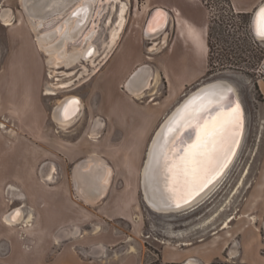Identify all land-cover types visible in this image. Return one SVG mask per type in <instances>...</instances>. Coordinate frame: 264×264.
Segmentation results:
<instances>
[{
	"label": "rangeland",
	"instance_id": "1",
	"mask_svg": "<svg viewBox=\"0 0 264 264\" xmlns=\"http://www.w3.org/2000/svg\"><path fill=\"white\" fill-rule=\"evenodd\" d=\"M241 1L258 3V0ZM157 4L166 5L171 12V22L177 17L186 18L193 28L202 32L205 40L207 31L210 35L207 53L201 52L189 37L193 28L190 31L186 28L183 34L176 26L179 37L163 44H154L150 39L148 43L142 29L148 12ZM108 6L105 4L99 10L97 32L92 38L96 60L56 66L47 63L45 53L35 41V31L20 0H0V71L11 60L20 68L19 119L11 112V103H16L12 95L0 97V213L4 209L21 207L23 202L29 204L28 199H15V195L39 197L51 190L76 199L73 181L77 163H83L94 151L112 164L113 170L111 183L102 196H98V182L80 185L88 192L91 211L95 212L104 204L106 215L96 211L87 222L81 223L82 226L74 225L73 230L79 228L77 234L72 233V239L77 237L85 242L84 245L72 240L78 255L95 259L99 264H114L131 255L143 264H161L160 249L164 245L182 249L188 247L184 243L189 241L198 244L200 237L208 240L215 236V246L221 248L230 239L227 231L238 238L239 230L245 227L258 237L264 252V40L256 38L251 31L252 12L241 16L233 11L230 0H120L114 7L111 3L110 8ZM68 11L46 19L37 31L54 29ZM103 11L106 12L101 17ZM2 17L11 19L12 23L6 25ZM119 21V35L108 47L110 31ZM128 38L132 55L119 60L118 48ZM80 39L70 40L69 49H75ZM167 42L173 50L164 46ZM107 56L100 70L92 75ZM140 64L151 67L154 79L145 94L137 98L126 90L125 81ZM206 71L203 83L226 79L237 91L245 110L242 141L225 177L198 208L155 212L146 205L140 186L149 142L164 116L198 86L200 79L197 77ZM46 86L57 94H45ZM174 88L178 92H172ZM70 93L82 98L84 108L73 124L60 130L53 121V110L58 100ZM141 117L147 121H142ZM96 119L103 124L95 128L96 131L90 130V124L94 126ZM91 132L97 137L90 138ZM47 160L56 163H50L48 171L43 167ZM18 173L20 184H16L18 180L15 179ZM40 178L50 182L47 185L57 187L49 189ZM11 185L16 189H11ZM22 192L26 195L20 194ZM29 214L32 223L31 211L25 218ZM232 215L235 218L229 222L230 226L221 229L223 222ZM253 215L257 217L255 223L250 219ZM95 224L100 226L98 232L93 230ZM214 230H217L215 235L212 234ZM4 231L0 221V243L5 240ZM63 239L62 236L61 241ZM99 242L106 243L107 249L102 246L103 256L88 255ZM131 247H135V252H131ZM112 256L113 259H106ZM225 256L224 251L213 263L221 264Z\"/></svg>",
	"mask_w": 264,
	"mask_h": 264
},
{
	"label": "crops",
	"instance_id": "2",
	"mask_svg": "<svg viewBox=\"0 0 264 264\" xmlns=\"http://www.w3.org/2000/svg\"><path fill=\"white\" fill-rule=\"evenodd\" d=\"M232 2H233V7L236 11H244L249 13L253 11L255 6L264 2V0L261 1L258 0L257 5L255 3L245 4L241 0H232ZM164 7L168 9L166 6ZM173 25L179 26L180 32L185 31L186 28L189 31L192 30L193 28L190 25V22L184 17H177L176 20H173ZM192 31L193 32L189 35V37L193 39L194 42H196L197 48L201 52L207 53L206 50L207 44H206V40L201 35L202 32L199 29H195V28H193ZM144 35H145V30H144ZM179 35L180 34L177 31L176 37H179ZM183 37H185V35H183ZM125 40L126 41H124L118 48V50L120 51L119 60L132 55V46H131L132 44L130 43V39L128 38ZM108 56L106 58L104 57L105 58L104 63L107 61ZM102 66L103 64L100 65L92 73V75L95 74L98 70H100ZM173 91L178 92L175 88L174 90H172V92ZM10 95H12V97L16 100L15 101L16 103H11L12 104L11 112L15 114L17 119H19L20 68L18 64H14L13 60H11V63H7V65H4L2 67V70L0 71V97L4 99L10 97ZM99 119L95 120L96 122H94V126L92 123L90 124L89 126L90 130L93 129L94 131H96L97 129L95 128H99L103 124ZM141 120L147 121V118L141 117ZM82 152L83 150L81 152H76V154H74L73 157ZM94 153L97 154L94 151L91 154ZM50 163L56 164L52 160H47L45 161V163H43V167H45L47 171L51 166ZM107 163L111 167V170H113L112 164H110L109 162ZM78 164L79 163H77V165ZM47 171H45L43 174H45ZM56 173H55V177H56ZM15 179L18 180V183L16 184H20L19 173L16 174ZM39 180L44 185L48 186L49 189H53L57 187V185H51V186L47 185L50 182H43L41 178ZM97 180L98 177L95 176L92 177V179L87 183L82 182L81 184L92 185V183L98 182ZM54 181L55 179L52 182ZM83 191L85 192V193L83 192L84 196L88 198L89 197L88 192H86L85 190ZM20 194L26 195L24 192ZM101 194L102 195L104 194V190L99 192L98 196H100ZM28 196L27 195L26 197L24 196L19 197L16 195L14 196L15 199L24 200V198H26L29 200V204L23 202L21 204V207H14V208H19L22 212V219L19 222L20 224L17 223L18 225L15 224L16 226L9 227L11 225H6L1 220V216L5 211H6V215H8V214H12L14 209L11 208L4 209L0 213V221L5 227V231L3 232L5 240L0 243V264H99V262L95 259H86L85 257L78 255V253L74 250L75 247L72 242L78 240L80 241L81 244H84L85 242L84 241L82 242L81 238L78 239L77 237L72 239L71 235L72 233L75 234V231L73 230L74 225L82 226L81 223L87 222L91 218L92 216L91 214H94L96 211L102 213L103 215H106V213L104 212V208H105L104 204L99 205L94 212L91 211L89 207L90 204H88L91 200L85 201L83 198H79L78 195L76 199H74L70 195L68 196L65 195L64 193L53 192L51 190H48V192L41 193L39 197L34 194ZM92 198H96V197H91V199ZM36 202H39L37 206H35ZM30 211L33 214V220L32 223H30L32 216L29 214L27 216V218L30 219L29 221H27L29 224H25L26 225L25 226L22 224V222L26 221L27 218H25V216ZM125 217L126 219H129L127 213ZM65 229H68L69 232L67 233L68 235L64 237L63 241H61L62 240L61 234L64 233ZM93 230L94 232H98L100 230V226L95 224ZM20 234L22 235L24 234L25 237H21ZM81 234L82 231L80 232L79 235ZM240 235L241 236H240L239 249L236 251L231 250L230 254L228 255L229 257L228 258L225 257V260H223L221 264H264V253L262 252V244L259 241L258 237L257 236L251 237L250 233L243 231L240 233ZM58 236L59 238H61L59 241L57 240ZM215 243H216V239L214 236L208 240L204 239L200 241V243L198 244L195 245L191 244L188 247L182 249L181 248L173 249L164 245L160 249V256H161L160 262L161 264H181L184 263L186 260L193 259L194 261L197 262V264H212L213 260L221 257L225 247L224 245L221 248H217L215 246L216 245ZM95 245H100V246L102 245L104 246L105 249H107L105 242H99L94 244V246ZM175 247L176 246H174V248ZM134 252H135V247H134ZM104 258L105 257H102L101 261H104ZM113 258L114 257L112 256L111 258L107 257L106 259H113ZM194 258H196V260ZM115 263L143 264L142 260L138 262L135 255H131L119 259L117 262H114V264Z\"/></svg>",
	"mask_w": 264,
	"mask_h": 264
},
{
	"label": "bare ground",
	"instance_id": "3",
	"mask_svg": "<svg viewBox=\"0 0 264 264\" xmlns=\"http://www.w3.org/2000/svg\"><path fill=\"white\" fill-rule=\"evenodd\" d=\"M59 0H51V10L50 12H47L44 15H40L37 18L30 19L31 21V27L35 31V41H37L40 50H42L46 55V60L48 64L60 66V65H66L71 66L76 64L79 61H87L88 63L94 62L96 59V47L92 43V38L97 32V25H98V14L99 10L104 8L105 4L109 5V2L111 3V6H115L117 1L120 0H65L63 4L61 2H58ZM57 3L56 6H54ZM61 3V4H60ZM260 3L259 5H261ZM264 4V2H263ZM54 6V7H53ZM58 6V7H57ZM158 7V10L152 14V16L149 19L148 24L145 28V39L153 41L154 44L159 42H165L166 41V35L167 32L163 30L165 26L170 24L171 22V12L166 9L164 6H156ZM66 9H69L67 15L65 18H63L59 25L56 26L54 29L46 31V32H38V27L42 26L44 24V21L48 18H51L54 15L62 14ZM122 11H124V8L121 6ZM5 15V14H4ZM7 16V15H5ZM9 17V16H8ZM3 22L6 25H9L12 23L11 19H8L6 17H2ZM121 23L119 21L118 26H116L114 29L110 31V39L107 42L108 47L113 44V42L116 40V38L119 35ZM163 32V33H162ZM162 33V34H161ZM161 34V36H159ZM159 36V39H158ZM81 38V42L75 49H69L68 43L70 40H75L77 38ZM256 38L263 40L264 36L257 35ZM156 40V42H154ZM104 58V57H103ZM102 58V59H103ZM101 59V60H102ZM96 66V64H95ZM140 67V75H137L136 77H128L126 82V87L129 91V93H132L133 96L139 98L142 97L145 93V90L150 87L152 84V80L154 79V73L151 69V67L148 64H142ZM138 67V68H139ZM232 86H230L229 89L226 87H214L211 89V91L207 92L202 99H199V101L193 103L188 107V110L186 113L193 111L196 107H199L200 104L205 103L206 100H214L222 95H227L230 90H232L234 93L236 92L235 89ZM45 94H57V92L50 88L49 86L45 87ZM236 94V93H235ZM70 99L69 104H66V111L67 113H72L68 116V118L61 120V118H58L59 110H61V104L64 102V100ZM74 101H77V106H74ZM159 102H153V104H158ZM60 106V108L58 107ZM63 107V106H62ZM75 110L73 111V109ZM84 108L83 100L80 96L76 94H67L62 99H59L56 103V106L53 110V121L56 123L57 127L60 128V130H64L65 128L69 127L71 124H73L81 115L82 109ZM179 123L177 121L174 124ZM178 125L175 127L174 130L170 134H166L163 138V140L155 147V150L153 152L146 151L147 159L142 164V170H141V178L140 182H143L144 188H147L149 191L155 190V184L159 182V177L161 173V167L162 163L161 161L166 156V150L170 148V145L172 141L177 137L178 135ZM3 126V125H2ZM172 128V127H171ZM245 131V127H244ZM244 134V133H243ZM90 138L97 137L93 135V132H91V135H89ZM243 137V135H242ZM242 141V138H241ZM240 141V143H241ZM240 146V144H239ZM238 146V148H239ZM236 149L231 161L228 163L226 168L223 170L222 174L215 180V182L208 188V190L203 193L196 201L193 203L184 206L182 208H178L176 210H172L169 212H175L182 209H186L189 207H194L197 204H199L203 199L207 197V195L213 191V189L223 180V178L226 175V172L230 165L232 164L234 157L236 155V152L238 150ZM146 157V156H145ZM85 161L83 163H79L77 165L78 170L74 173V189L75 193L80 197L83 198L85 201H89L84 196V191L81 189L80 185L82 182L87 183L92 179V177H98L99 179V188L101 192L102 190H105L109 187L111 183V175L112 170L111 167L108 165V163L99 155L97 154H90L89 156L84 159ZM144 165V167H143ZM150 175V180L148 181V176ZM143 179V180H142ZM152 179V180H151ZM11 189H16L14 186H10ZM84 192V193H83ZM147 193V192H146ZM147 194H145L146 197ZM161 212V211H158ZM167 212V211H166ZM164 212V213H166ZM235 218V215L230 216L228 219L223 222L221 228H228L229 222ZM22 219V212L19 208H14V211L12 214L6 215V212L3 215V222L6 225H15L19 223ZM251 221L255 223L257 221V217L254 215L250 217ZM30 219H26L25 224H29L27 221ZM78 231V230H77ZM102 247V245H101ZM131 251H134V247H131ZM129 250V251H130ZM186 264H197L196 261L193 259H189Z\"/></svg>",
	"mask_w": 264,
	"mask_h": 264
},
{
	"label": "water",
	"instance_id": "4",
	"mask_svg": "<svg viewBox=\"0 0 264 264\" xmlns=\"http://www.w3.org/2000/svg\"><path fill=\"white\" fill-rule=\"evenodd\" d=\"M50 2L51 0H20L21 6L29 20L50 12L52 9ZM58 2L63 4L65 0H59L57 3ZM57 3L54 6H56ZM261 9H264L263 2L261 5H257L251 14L250 27L254 36L258 35V31L264 30V18L260 16ZM157 10L158 7H155L150 11L146 25L148 24L152 14H154ZM139 69L140 67L132 73V77H136L137 75L141 74ZM230 86L234 88L232 83L226 79H214L199 84L195 89L183 96V98L164 116L163 120L154 131L147 148V151L150 150V152H153L155 147L163 140L164 136L166 134H170L172 130L175 129L177 124H179L177 130L178 135L172 141L170 148L166 150V156L161 161L162 169L159 177L160 180L157 184H155V190L149 191L147 188H144L143 182H140L143 199L151 210L155 212H169L193 203L208 190V188L222 174L223 170L231 161L236 149L240 144L245 127L244 106L238 93H236L237 91L235 94L232 90H230L227 95L219 96L214 100H206L205 103L200 104L199 107H196L193 111H191L193 113L199 114V122L203 124L204 121L215 118L221 113L231 112L238 106L239 120L238 123H234L231 128V132L234 133V135L231 136L230 142L218 148L215 170L201 176L195 182H192L190 178L186 179L182 173L179 175H174V172L170 171V169H175L176 165L180 161V158L185 154V151L188 150L189 147L197 140V129L195 127L196 122L184 120L188 107H190L191 104L199 101V99H202L203 96L207 92L211 91V89L214 87H226L229 89ZM68 102H70V99L64 100V102L61 104L62 109L59 110L58 115V118H61V120L68 118V116L72 114L67 113L65 109L66 104H69ZM73 104L74 106H77V101H74ZM209 104L210 106L206 107ZM58 107L60 108V106ZM75 108L76 107H74L73 111ZM177 121H179V123L174 124ZM147 155L148 154L146 153L145 160L147 159ZM147 178L149 181L150 175ZM145 194H147L146 197ZM77 230L78 228H75V234L77 233ZM68 232V229H65L64 233L61 234V238L62 236H67ZM102 251L103 250L100 245H95L93 246L89 255L96 257L101 255ZM187 261L188 260L182 264H186Z\"/></svg>",
	"mask_w": 264,
	"mask_h": 264
},
{
	"label": "snow or ice",
	"instance_id": "5",
	"mask_svg": "<svg viewBox=\"0 0 264 264\" xmlns=\"http://www.w3.org/2000/svg\"><path fill=\"white\" fill-rule=\"evenodd\" d=\"M260 16L264 18V9L260 10ZM258 35L264 36V30L258 31ZM208 106L210 104L206 107ZM184 120L196 122L197 140L185 151L175 169L170 171H173L174 175L182 173L186 179L190 178L195 182L215 170L218 148L230 142L231 136L234 135L231 128L234 123H238L239 110L237 106L231 112L221 113L203 124L199 122L198 113L188 112Z\"/></svg>",
	"mask_w": 264,
	"mask_h": 264
},
{
	"label": "flooded vegetation",
	"instance_id": "6",
	"mask_svg": "<svg viewBox=\"0 0 264 264\" xmlns=\"http://www.w3.org/2000/svg\"><path fill=\"white\" fill-rule=\"evenodd\" d=\"M230 4H231V7H232V9H233V11H235V12H237L238 14H240L241 16H247V14H248V12H244V11H236L235 9H234V7H233V2H232V0H230ZM157 5H162V4H157ZM157 5H155V6H157ZM155 6H153V8H155ZM162 6H166V5H162ZM108 8H110V2H109V6H108ZM152 8V9H153ZM151 9V10H152ZM150 10V11H151ZM150 11L148 12V14H147V17H146V19H145V22H144V25H143V29H142V34H143V38H144V30H145V26H146V21H147V19H148V16H149V14H150ZM106 11H103V13H102V15H101V17H103V15H104V13H105ZM127 14V13H126ZM101 17H100V19H101ZM245 22H247V19L245 18V20H244ZM171 26L173 27L171 30H170V28H171ZM163 30L164 31H166L167 32V34L168 35H166V41H170V40H174L175 39V37H176V26L175 25H173V22H171L170 24H168L167 26H165L164 28H163ZM163 33V32H162ZM161 33V34H162ZM161 34L159 35V36H161ZM159 36H158V39H159ZM209 38H210V35L208 34V32L206 31V41H207V46H208V40H209ZM145 39V38H144ZM145 40H147V39H145ZM148 41V43H151L149 40H147ZM165 41V42H166ZM160 44V43H159ZM163 44V43H162ZM165 44V43H164ZM169 42H167L164 46L166 47L167 46V48H168V50L169 51H171V50H173V49H170V47H168L169 46ZM178 47H180V46H178ZM180 49V48H179ZM181 50V49H180ZM183 51V50H182ZM181 51V52H182ZM182 54H183V52H182ZM182 54H181V56H182ZM104 58H103V60H102V62H101V64L100 65H102V64H104ZM208 60V59H207ZM179 71V70H178ZM206 73H207V71L205 72V74H203V75H201V76H198L197 78L198 79H200V81H198L197 82V85H199V84H202L203 83V80L205 79V76H206ZM210 75V74H209ZM207 77V76H206ZM247 173V172H246ZM203 202H201V203H199V204H197L196 206H194L193 208H191V210H194V209H196V208H198L201 204H202ZM257 227V226H256ZM231 228V227H230ZM264 228V227H263ZM221 229H225V228H221ZM246 229V227L244 228V230H239V233H241L242 231L243 232H248V233H250V231H248V230H245ZM257 229H258V227H257ZM218 230V229H217ZM217 230H214L213 232H212V234H216L217 233ZM264 231V230H263ZM228 233H229V235H228ZM227 236H230V239L226 242V244H225V247H224V250H223V252L225 251V253H226V256L225 257H229L228 255L230 254V252H231V250H238L239 249V246H240V237H238V238H235L233 235H232V233L231 232H229V231H227ZM241 236V235H240ZM250 236L251 237H255V235H252L251 233H250ZM205 239V237H200L199 238V242L200 241H202V240H204ZM235 241L237 242V244L235 245L234 243H235ZM185 245H187V246H189V245H191V244H193V245H195L193 242H187V243H184ZM222 252V253H223ZM264 253V252H263ZM194 259H196V258H194ZM218 259H220V258H217V259H215V260H213L212 261V264H214L213 262L214 261H217ZM182 264V263H181Z\"/></svg>",
	"mask_w": 264,
	"mask_h": 264
}]
</instances>
